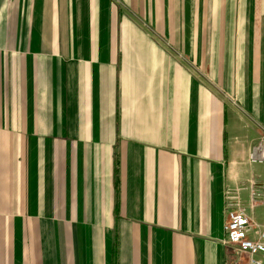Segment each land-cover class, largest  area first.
<instances>
[{"label":"crops","instance_id":"0c3cea01","mask_svg":"<svg viewBox=\"0 0 264 264\" xmlns=\"http://www.w3.org/2000/svg\"><path fill=\"white\" fill-rule=\"evenodd\" d=\"M158 7L0 0V264L245 261L225 194L255 238L264 58L185 49Z\"/></svg>","mask_w":264,"mask_h":264},{"label":"rangeland","instance_id":"374dc122","mask_svg":"<svg viewBox=\"0 0 264 264\" xmlns=\"http://www.w3.org/2000/svg\"><path fill=\"white\" fill-rule=\"evenodd\" d=\"M209 1L159 0L160 11L167 10L166 13H160V20L163 15L169 16L170 32L175 37L177 30L184 31L185 49L197 31L195 35H198L201 44L216 43V49L211 51L215 52L217 58H255L256 53L264 58V6L262 8L261 0H258L256 16L253 13L254 4L257 6L256 0Z\"/></svg>","mask_w":264,"mask_h":264},{"label":"built area","instance_id":"2783aa9c","mask_svg":"<svg viewBox=\"0 0 264 264\" xmlns=\"http://www.w3.org/2000/svg\"><path fill=\"white\" fill-rule=\"evenodd\" d=\"M257 128L258 139L248 154L251 163L264 162V127L257 124ZM225 199L224 243L239 256L245 257L244 262L236 264H264V226L257 228L255 238L249 237L250 220L238 202L237 196L226 193Z\"/></svg>","mask_w":264,"mask_h":264}]
</instances>
